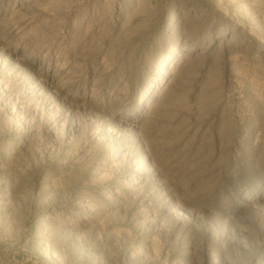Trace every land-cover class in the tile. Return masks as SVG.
<instances>
[{"label": "rangeland", "instance_id": "374dc122", "mask_svg": "<svg viewBox=\"0 0 264 264\" xmlns=\"http://www.w3.org/2000/svg\"><path fill=\"white\" fill-rule=\"evenodd\" d=\"M0 264H264V0H0Z\"/></svg>", "mask_w": 264, "mask_h": 264}]
</instances>
